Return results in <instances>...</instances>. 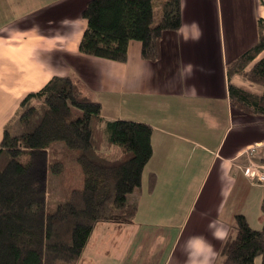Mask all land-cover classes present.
Returning <instances> with one entry per match:
<instances>
[{
	"label": "crops",
	"instance_id": "1",
	"mask_svg": "<svg viewBox=\"0 0 264 264\" xmlns=\"http://www.w3.org/2000/svg\"><path fill=\"white\" fill-rule=\"evenodd\" d=\"M88 1L0 0V142L26 95L54 76H70L102 104L105 119L153 127L147 182L131 195L137 215L132 222L99 221L78 264H185L193 236L212 245L218 264L237 214L254 228L263 222L264 185L244 171L264 165V115L235 110L230 84H254L240 74L229 78L228 65L258 42L264 3L182 0V25L165 33L157 61L144 59L142 42L132 40L127 60L118 62L79 49ZM263 56L264 50L245 70ZM150 173L157 176L152 191ZM183 190H190L192 214L179 217ZM217 218L223 240L208 228Z\"/></svg>",
	"mask_w": 264,
	"mask_h": 264
},
{
	"label": "trees",
	"instance_id": "2",
	"mask_svg": "<svg viewBox=\"0 0 264 264\" xmlns=\"http://www.w3.org/2000/svg\"><path fill=\"white\" fill-rule=\"evenodd\" d=\"M82 16V53L125 62L130 41L139 40L142 57L157 61L165 33L182 25V0H89ZM258 31L256 45L228 65L229 78L240 74L262 88L230 84L235 110L250 116L264 115V56L245 70L264 50L263 18ZM18 115L19 130L7 125L0 142V264H78L99 221L132 222L137 215L131 195L153 155V127L105 119L102 104L70 76H54L26 95ZM104 145L119 151L108 153ZM71 165L77 172L69 180ZM51 174L68 197L54 212L47 211ZM156 182L150 173V191ZM261 211L260 228L243 214L234 217V234L221 245L218 264H255L257 258L264 264V199Z\"/></svg>",
	"mask_w": 264,
	"mask_h": 264
},
{
	"label": "rangeland",
	"instance_id": "3",
	"mask_svg": "<svg viewBox=\"0 0 264 264\" xmlns=\"http://www.w3.org/2000/svg\"><path fill=\"white\" fill-rule=\"evenodd\" d=\"M243 78H246L244 77L243 75H241ZM262 88L259 86V85H253V88L252 90L253 91H260ZM19 105V104H18ZM18 116L17 115L8 125V128L10 130H12L13 132H17V130H19V125H18ZM109 148V147H108ZM103 149L105 150L106 149V145L103 146ZM119 151V146L117 145H112V147H110L108 153H117ZM148 170V168H147ZM76 172L75 171V167L74 166H69L67 167L66 171H65V176L66 178H68L69 180H72L76 177ZM57 176H53L52 174L50 175L49 177V192H50V195H49V198L47 200V211L48 212H54L58 206V204L62 201H65L68 197H66L65 193L66 192V188L64 190V192L61 191V188L59 186H56L53 184V180L56 178ZM64 175L61 176V178H63ZM147 178H148V175H147V171H145V174H144V178H143V184H146L147 182ZM58 179H60L58 177ZM79 179V182H80V177H78ZM70 186V184H67L66 187L68 188ZM146 187V185H143ZM181 191V190H180ZM179 191V192H180ZM184 194H185V200L184 202H182L181 200H179V203H178V206H177V210L178 212L176 211V214L178 213L179 214V217L184 215V217L186 216H189L190 214H192V209H190V204L188 203V199L189 197L191 196V193H190V190H183ZM198 210V207L195 208V211L193 210V215H196V211ZM166 211V210H164ZM149 215L151 216H155L156 213H152L151 211H149ZM174 214V215H176ZM143 217H145L146 215L145 214H141ZM162 215V213H161ZM111 222V221H109ZM117 223H121V222H117ZM231 234H234V231L232 230L231 231ZM116 244L118 245H121L122 243L120 241H116ZM221 261V258H219V262L220 263ZM259 261L260 259L258 258L257 260V264H259Z\"/></svg>",
	"mask_w": 264,
	"mask_h": 264
},
{
	"label": "clouds",
	"instance_id": "4",
	"mask_svg": "<svg viewBox=\"0 0 264 264\" xmlns=\"http://www.w3.org/2000/svg\"><path fill=\"white\" fill-rule=\"evenodd\" d=\"M208 228L216 239L225 238L226 232L220 226L219 218L211 220ZM185 253L187 256L185 264H213L217 255L212 245L202 236L189 237L185 243Z\"/></svg>",
	"mask_w": 264,
	"mask_h": 264
},
{
	"label": "built area",
	"instance_id": "5",
	"mask_svg": "<svg viewBox=\"0 0 264 264\" xmlns=\"http://www.w3.org/2000/svg\"><path fill=\"white\" fill-rule=\"evenodd\" d=\"M244 172L253 183L264 185V165L248 166Z\"/></svg>",
	"mask_w": 264,
	"mask_h": 264
}]
</instances>
